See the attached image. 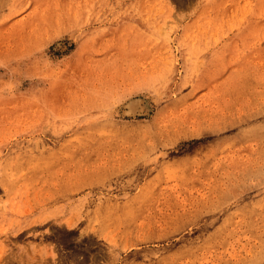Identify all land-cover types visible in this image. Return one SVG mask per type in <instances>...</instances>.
I'll use <instances>...</instances> for the list:
<instances>
[{
  "label": "rangeland",
  "instance_id": "rangeland-1",
  "mask_svg": "<svg viewBox=\"0 0 264 264\" xmlns=\"http://www.w3.org/2000/svg\"><path fill=\"white\" fill-rule=\"evenodd\" d=\"M0 264H264V0H0Z\"/></svg>",
  "mask_w": 264,
  "mask_h": 264
}]
</instances>
